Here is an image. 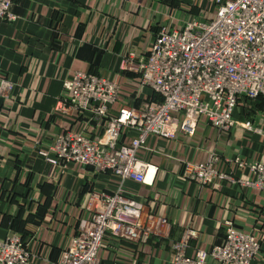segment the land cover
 <instances>
[{"label":"crops","instance_id":"0c3cea01","mask_svg":"<svg viewBox=\"0 0 264 264\" xmlns=\"http://www.w3.org/2000/svg\"><path fill=\"white\" fill-rule=\"evenodd\" d=\"M13 11L15 21L0 19V79L15 85L11 98L0 95V239L26 234L29 264H58L79 221L92 217L95 192L121 191L143 202L145 213L169 219L171 230L147 242L108 236L99 251L102 264H172V245L186 229L197 233L190 256L210 251L224 239L227 220L260 243L253 264H264V191L229 179L202 186L183 175L186 163L204 164L215 153L217 170L255 180L236 159L264 164V96L241 98L234 109L236 119H252L262 132L236 126L223 133L202 116L193 136L150 135L137 152L149 165L148 182L111 171L91 174L78 162L54 164L39 154L68 131L109 138L92 111L59 109L69 97L64 83L77 71L119 84L110 117L126 104L159 100L138 75L121 71L123 54L147 55L162 27L180 30L196 18H214L215 0H14ZM137 136L124 127L119 143Z\"/></svg>","mask_w":264,"mask_h":264},{"label":"built area","instance_id":"2783aa9c","mask_svg":"<svg viewBox=\"0 0 264 264\" xmlns=\"http://www.w3.org/2000/svg\"><path fill=\"white\" fill-rule=\"evenodd\" d=\"M216 16L196 18L178 30L162 27L149 53H124L121 71L138 75L143 85L160 97L139 105L126 104L115 117L109 105L117 101L120 86L102 75L77 71L65 81L69 97L59 109L92 111L103 122L109 138L95 140L84 133L58 134L48 150L39 154L54 164L78 162L91 174L111 171L123 179L148 182V163L137 152L150 135L175 138L182 132L193 136L200 117L223 133L236 126L262 130L252 119L239 121L234 109L241 98L254 102L264 96V0H215ZM14 0H0V19L12 22ZM15 85L0 79V95L13 96ZM124 127L138 131L130 143H119ZM218 156L212 153L204 164L186 163L183 175L200 185L229 179L264 191V164L247 163L256 179L239 180L215 168ZM91 218L79 221L76 235L58 264H102L99 251L103 240L114 237L129 242H147L154 235H168L167 218L145 213L143 202L121 191H96ZM160 225V228H159ZM225 236L210 251H188L196 231L186 229L172 245V264H253L261 245L249 233L225 221ZM159 228V229H158ZM29 237L11 233L0 239V264H29Z\"/></svg>","mask_w":264,"mask_h":264},{"label":"trees","instance_id":"16d2710c","mask_svg":"<svg viewBox=\"0 0 264 264\" xmlns=\"http://www.w3.org/2000/svg\"><path fill=\"white\" fill-rule=\"evenodd\" d=\"M25 239L26 238H28V237H30V236H28V235H26V234H21Z\"/></svg>","mask_w":264,"mask_h":264}]
</instances>
